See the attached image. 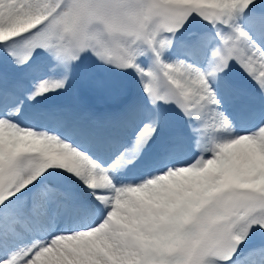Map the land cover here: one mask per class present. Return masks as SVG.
Listing matches in <instances>:
<instances>
[{
	"label": "snow or ice",
	"instance_id": "6c2138e0",
	"mask_svg": "<svg viewBox=\"0 0 264 264\" xmlns=\"http://www.w3.org/2000/svg\"><path fill=\"white\" fill-rule=\"evenodd\" d=\"M0 264H264V0H0Z\"/></svg>",
	"mask_w": 264,
	"mask_h": 264
}]
</instances>
